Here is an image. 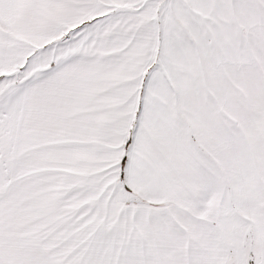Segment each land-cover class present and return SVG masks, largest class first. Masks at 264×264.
Listing matches in <instances>:
<instances>
[{"label":"snow or ice","instance_id":"6c2138e0","mask_svg":"<svg viewBox=\"0 0 264 264\" xmlns=\"http://www.w3.org/2000/svg\"><path fill=\"white\" fill-rule=\"evenodd\" d=\"M0 264H264V0H0Z\"/></svg>","mask_w":264,"mask_h":264}]
</instances>
